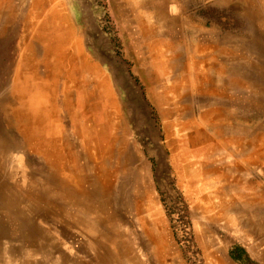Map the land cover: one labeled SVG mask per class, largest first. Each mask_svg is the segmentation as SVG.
<instances>
[{
  "label": "rangeland",
  "instance_id": "1",
  "mask_svg": "<svg viewBox=\"0 0 264 264\" xmlns=\"http://www.w3.org/2000/svg\"><path fill=\"white\" fill-rule=\"evenodd\" d=\"M11 2L0 21V264H239L237 246L245 264H264V0L53 1L110 88L117 137L106 151L83 137L76 85L60 78L49 85L71 83L73 102L49 137L61 161L17 125L33 17L31 0ZM142 19L178 56L162 83L137 64L152 70ZM189 66L192 81L168 88ZM190 171L220 180L232 211L209 212Z\"/></svg>",
  "mask_w": 264,
  "mask_h": 264
},
{
  "label": "bare ground",
  "instance_id": "2",
  "mask_svg": "<svg viewBox=\"0 0 264 264\" xmlns=\"http://www.w3.org/2000/svg\"><path fill=\"white\" fill-rule=\"evenodd\" d=\"M53 1L55 0H31V14L33 18L31 24H29V26H31L30 41L27 43L29 56L26 57L25 61L20 65L21 69L28 72L22 77L18 75V73L16 74L17 83H22L21 91L27 95V99L19 104L15 112L17 125L27 134L29 143L36 140L40 145V149L45 148L48 151H53V149H55L61 161L63 160L61 145L49 137L50 135H57L59 133L57 126L60 117L58 116L60 112L59 109L70 110L73 108V102L71 98H68L71 96V90H69V84L71 83L76 85V108L70 113L76 122L78 131L82 133V135L85 132L83 137L86 135L88 138V136L91 135L90 138L92 137L94 142H96L97 148L104 151L111 149L116 143L117 137L114 135V113L111 111L114 101L110 88L107 82L102 79L100 70L97 66L82 53L77 45L73 44L74 40H76L74 35L75 32L73 33L72 29L67 26L64 15H62ZM13 10L14 6L11 0H0V21L7 18V16H5V11L10 15ZM33 22H36L34 31L32 29ZM139 22L141 28L146 29L147 33L150 34L147 41L149 45V64L151 63L150 67L152 69L150 73H144L142 66L145 61L138 59L137 64L141 66V75L147 82L162 83L164 77L169 75L167 72L172 68L178 56L176 53H171L167 56L166 51L168 50V44L163 39L158 38V36L150 30L151 28L148 29L143 19L141 21L139 20ZM37 46H42L40 56L35 55V51L38 48ZM42 67L44 68L43 71ZM191 70L192 68L189 66L185 71V76L187 77H182L179 82L173 80L168 88L177 91L179 88L177 83H182L183 87L187 85L191 80L187 79L191 75ZM60 78H64L67 82L71 83H64L62 88L49 85V83H58ZM193 78H195L197 82L200 81L198 75H194ZM195 84L200 86L201 83ZM59 89L61 93H58ZM60 94L63 99L58 101L57 96ZM162 102L167 103L164 96H161V98L155 97V103L157 105L162 104ZM87 104H89L88 107ZM90 113L93 114L92 122L87 127L85 125V118H87V115ZM202 116L204 119L206 113ZM206 118L209 120L210 114ZM201 133L205 135L202 131ZM208 137L207 140H210L211 136ZM222 139H224V137ZM207 172H214L213 176L215 175L217 179L221 176V174L217 173L216 168H210V170L207 168L205 173ZM189 177L198 195H201V197L206 200L209 212L217 209L219 215H224L227 213V209L232 211L235 198L231 196V203L229 205L223 202L221 195L223 187L218 182L220 180H217V182L211 186H207L206 184L198 182L199 174L197 172L190 171ZM229 222L234 225L236 224V220L232 216L229 218Z\"/></svg>",
  "mask_w": 264,
  "mask_h": 264
},
{
  "label": "trees",
  "instance_id": "3",
  "mask_svg": "<svg viewBox=\"0 0 264 264\" xmlns=\"http://www.w3.org/2000/svg\"><path fill=\"white\" fill-rule=\"evenodd\" d=\"M231 256L239 264H245V261L248 260L247 254L240 246L235 247V250L231 252Z\"/></svg>",
  "mask_w": 264,
  "mask_h": 264
},
{
  "label": "crops",
  "instance_id": "4",
  "mask_svg": "<svg viewBox=\"0 0 264 264\" xmlns=\"http://www.w3.org/2000/svg\"><path fill=\"white\" fill-rule=\"evenodd\" d=\"M89 134H90V133H89ZM90 136H91V135H90ZM252 150H253V151H252ZM254 151H257V148H256V150H255L254 148H253V149H251V151H250V152H251L252 154H251V156H250V157H255V158H257L258 156H257V155H255V154H253V152H254ZM254 153H256V152H254ZM262 158H264V157H262ZM250 162H251V161H250Z\"/></svg>",
  "mask_w": 264,
  "mask_h": 264
}]
</instances>
